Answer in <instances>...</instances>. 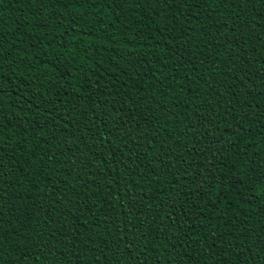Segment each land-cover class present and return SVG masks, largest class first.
<instances>
[{
    "label": "trees",
    "instance_id": "16d2710c",
    "mask_svg": "<svg viewBox=\"0 0 264 264\" xmlns=\"http://www.w3.org/2000/svg\"><path fill=\"white\" fill-rule=\"evenodd\" d=\"M0 264H264V0H0Z\"/></svg>",
    "mask_w": 264,
    "mask_h": 264
},
{
    "label": "snow or ice",
    "instance_id": "6c2138e0",
    "mask_svg": "<svg viewBox=\"0 0 264 264\" xmlns=\"http://www.w3.org/2000/svg\"><path fill=\"white\" fill-rule=\"evenodd\" d=\"M165 2H168V0H165ZM110 142V141H109Z\"/></svg>",
    "mask_w": 264,
    "mask_h": 264
}]
</instances>
